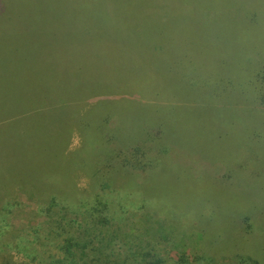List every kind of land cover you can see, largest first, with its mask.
<instances>
[{
  "label": "rangeland",
  "instance_id": "1",
  "mask_svg": "<svg viewBox=\"0 0 264 264\" xmlns=\"http://www.w3.org/2000/svg\"><path fill=\"white\" fill-rule=\"evenodd\" d=\"M6 1L24 20L20 31L5 26L0 36V58L20 61L10 70L0 63L1 115L31 108L37 113L25 120L30 127L65 123L76 96L112 77L110 91L119 83L131 95L107 97L124 99L121 107L136 122L159 125V146L172 151L137 188L114 176L104 199L120 223L94 234L102 242L98 264H139L146 254L150 262L182 264L176 256L200 251L206 256L198 264H264V105L255 81L264 70V0L0 5ZM134 120L130 134L143 130ZM70 136L72 151L81 141L77 131ZM74 179L81 192L90 188L85 172ZM0 185V201L10 200L8 193L21 202L11 230L29 242L26 254L34 258L11 252L13 261L42 264L55 256V236L34 215L38 199L30 201L29 187ZM142 201L152 214L139 210ZM61 225L81 241L92 231L84 222Z\"/></svg>",
  "mask_w": 264,
  "mask_h": 264
},
{
  "label": "trees",
  "instance_id": "2",
  "mask_svg": "<svg viewBox=\"0 0 264 264\" xmlns=\"http://www.w3.org/2000/svg\"><path fill=\"white\" fill-rule=\"evenodd\" d=\"M51 1L54 0H30L29 3L37 8L47 5L53 8ZM0 9H4L0 19V36L5 26H16L20 31L18 24H22L24 18L14 12L10 2ZM19 62L0 58L3 69L7 70L18 68ZM2 76L1 73L0 81H3ZM255 81L259 86L256 96L261 97L264 105V70L255 76ZM111 83L113 78L108 77L99 83L97 90L76 96L62 124L39 121L36 126L30 127L25 120L37 113L31 108L17 115L0 114V182L6 188H12L9 187L11 184L28 186L27 193L32 197L30 201L38 199L34 215L49 223L48 236H55V256L47 254L42 264H98L100 251L95 246L102 242L97 243L94 234L110 226L111 222L120 223L111 209L113 205L104 199V195L112 189L114 176H127L136 182L133 187L137 188L148 174L167 162L165 155L172 157L170 149L159 146V125L155 122L143 123L140 118V122H136L133 113L121 107L124 99L107 97L121 92L130 93L123 91L119 83L112 87L115 89L113 92L110 91L108 85ZM10 105L5 107H12ZM55 109L52 111L55 112ZM133 120L143 127L142 132H128ZM73 131H77L81 142L78 148L69 151L67 144ZM36 154H41L47 163H37ZM82 171L89 175L91 182L90 188L81 192L74 178ZM4 197L10 200L0 201V264H18L13 261L11 252H18L32 262L34 258L26 254L29 242L11 230V219L21 209V202L11 200L8 193ZM139 210L152 214L146 201H142ZM66 220L68 224L84 222L88 225L92 231L87 234V240L81 241L74 234L65 235L61 221L65 223ZM104 243L108 245V242ZM1 253L5 255L1 256ZM148 255H143L139 264H162L158 258L148 261ZM205 256L200 251L191 255L183 252L176 257L182 264H198Z\"/></svg>",
  "mask_w": 264,
  "mask_h": 264
}]
</instances>
